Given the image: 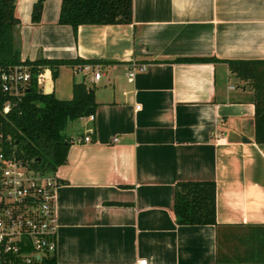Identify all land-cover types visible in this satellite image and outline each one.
<instances>
[{"label":"crops","instance_id":"1","mask_svg":"<svg viewBox=\"0 0 264 264\" xmlns=\"http://www.w3.org/2000/svg\"><path fill=\"white\" fill-rule=\"evenodd\" d=\"M34 2L15 1L22 60L101 61L63 65L51 83L69 99L83 80L97 103L92 120L67 124L54 172L56 261L264 264V143L251 136L252 90L224 62L264 59V0H132L130 23L75 33L58 23L61 0H45L37 23ZM185 57L217 61H174ZM133 63L146 67L129 78ZM179 181L215 182L216 224L176 222Z\"/></svg>","mask_w":264,"mask_h":264},{"label":"trees","instance_id":"2","mask_svg":"<svg viewBox=\"0 0 264 264\" xmlns=\"http://www.w3.org/2000/svg\"><path fill=\"white\" fill-rule=\"evenodd\" d=\"M16 0H0V68L27 65L32 79L24 92L12 97L9 110L0 113L2 150L13 147L17 157L27 161L40 173H54L66 162L70 138L65 129L70 121L94 113L97 103L93 89L83 80L73 82L72 96L59 99L53 92L44 93L35 75L49 68L51 78L57 77L63 65L84 66L100 63L96 59L20 58L15 42L19 21L15 17ZM35 0L31 21L39 22L43 2ZM132 21V0H61L58 23L71 26L74 33L80 24H118ZM177 62H215L213 57H185ZM230 72L252 90L254 104L253 139L264 143V59L225 60ZM90 89V90H89ZM9 96L0 97V106ZM173 212L178 224H216L215 182L179 181L175 186ZM27 264H60L54 253L45 251L39 260Z\"/></svg>","mask_w":264,"mask_h":264},{"label":"built area","instance_id":"3","mask_svg":"<svg viewBox=\"0 0 264 264\" xmlns=\"http://www.w3.org/2000/svg\"><path fill=\"white\" fill-rule=\"evenodd\" d=\"M145 67L144 63H133L129 78ZM100 76L98 70L93 72L94 80ZM35 77L44 93L51 88L49 68H43ZM31 79L27 65L0 68V97L9 96L0 106V113L9 110L12 97L20 96ZM87 117L92 120L94 115ZM89 133L77 141L89 142ZM2 139L0 132V144ZM8 149L6 152L0 146V264H27L39 260L45 251L55 250L58 179L55 173H40L33 169L27 161L16 156L13 147ZM136 264H147V260L140 259Z\"/></svg>","mask_w":264,"mask_h":264},{"label":"water","instance_id":"4","mask_svg":"<svg viewBox=\"0 0 264 264\" xmlns=\"http://www.w3.org/2000/svg\"><path fill=\"white\" fill-rule=\"evenodd\" d=\"M90 90V89H89ZM51 92V88L50 87H48L46 90H45V93H50ZM251 136H253V132H252V134H251ZM244 141H247V139L245 138V139H243Z\"/></svg>","mask_w":264,"mask_h":264},{"label":"rangeland","instance_id":"5","mask_svg":"<svg viewBox=\"0 0 264 264\" xmlns=\"http://www.w3.org/2000/svg\"><path fill=\"white\" fill-rule=\"evenodd\" d=\"M90 86H92V85H90ZM69 130H70V126L68 128H66L64 132L67 134L69 132Z\"/></svg>","mask_w":264,"mask_h":264}]
</instances>
